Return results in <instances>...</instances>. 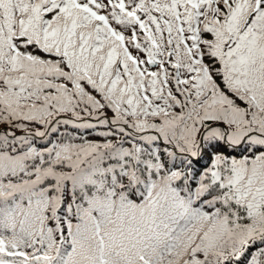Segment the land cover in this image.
<instances>
[{"label": "snow or ice", "instance_id": "1", "mask_svg": "<svg viewBox=\"0 0 264 264\" xmlns=\"http://www.w3.org/2000/svg\"><path fill=\"white\" fill-rule=\"evenodd\" d=\"M0 264H264V0H0Z\"/></svg>", "mask_w": 264, "mask_h": 264}]
</instances>
